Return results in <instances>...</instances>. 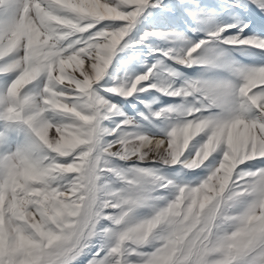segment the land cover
<instances>
[{"label": "snow or ice", "instance_id": "obj_1", "mask_svg": "<svg viewBox=\"0 0 264 264\" xmlns=\"http://www.w3.org/2000/svg\"><path fill=\"white\" fill-rule=\"evenodd\" d=\"M149 7L168 30L135 43L173 42L152 50L175 65L167 82L153 64L101 83ZM261 14L264 0H0V145L16 141L0 147V264H264V65L222 47L264 54ZM196 67L234 79L181 70ZM151 89L180 102L153 110L137 95ZM177 165L192 178L160 172Z\"/></svg>", "mask_w": 264, "mask_h": 264}, {"label": "rangeland", "instance_id": "obj_2", "mask_svg": "<svg viewBox=\"0 0 264 264\" xmlns=\"http://www.w3.org/2000/svg\"><path fill=\"white\" fill-rule=\"evenodd\" d=\"M167 2V0H165ZM149 13H152V15H149ZM157 14V10L149 7L145 9V11L141 14V16L138 18L136 25L132 28L128 36L125 38V42L128 44V47L123 48L122 50H118L114 58L112 60V63L107 70L108 75L104 77V80L101 81V83H104L107 81L109 84L113 82V77L118 79H123L126 77L134 76L139 73L146 72L148 68L152 67L153 64H156V67L153 68L151 79L153 81H161V82H167V73L164 71L165 68H167L169 65H173V62L168 59L167 57H164L162 53L153 52L152 50L156 47L159 48H168L173 47L174 44L172 41L164 40L157 36H150L146 37L145 40L140 43L136 44L135 41L139 40L142 34L147 30L151 31L153 28H156L158 30H164L167 31V28H163L160 25L150 23L153 20V16ZM261 16H264V14H261ZM261 16L253 17V23L250 25V28L255 31L258 35H264V20L261 19ZM176 31H185L183 27L179 26V21H176ZM247 31V30H246ZM193 41H196L202 37H205V32L200 31L196 33L187 32L186 33ZM212 42L209 41V45H211ZM204 47H207L204 46ZM222 47L227 48L226 53V60L227 62H235L239 65H264V54L261 53L260 49L256 48H239L234 49L232 46L223 45ZM219 50V49H217ZM251 53H256V55H252ZM159 61V63H158ZM182 71L186 72V74L193 78H206L210 80H229L234 79L233 73L229 71L227 68H216L212 69L207 72H201V69L199 67H196L194 69H181ZM140 98V100L144 101H150L151 108L153 110L159 109L161 106L166 104H178L180 102V98H172L165 95H162L159 91L156 89H151L148 92L144 93H138L137 94ZM110 98H112L110 96ZM117 102L120 103L121 107L126 111L130 116H135L137 109L140 111L145 112V114H148V108L145 107L144 104H141L139 100H137L135 97H130L128 100H123L120 97H115ZM129 101L136 103L137 109H132ZM213 111H219V109H213ZM116 119H120L117 117ZM137 120L140 121L142 127V131L149 132V131H155L152 127V124L149 123L148 120H144L143 118L137 116ZM150 120H153L156 124H164L166 121L163 120V118H153L149 116ZM105 123H109L108 121H105ZM23 134H21L22 138ZM11 145V147L14 149L16 147V141L15 139H8L5 143L0 145V147H7L8 145ZM116 163L126 167L129 162L124 161H116ZM253 166H259L256 165L255 162H252ZM180 165L174 166V167H163L160 169V172L166 175H169L170 177L174 178L176 181H179L181 179H191L192 177L187 174V170H184L183 172H180ZM198 172L201 170H197ZM176 172H180V175H174ZM112 183L116 187H122L124 182L121 181L119 178L113 176L110 177ZM147 187H151L150 185ZM153 196L156 195H165L166 190H160L157 189L156 191L151 193ZM146 214V210H140L136 216L139 218L140 216H143Z\"/></svg>", "mask_w": 264, "mask_h": 264}]
</instances>
